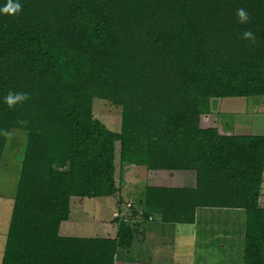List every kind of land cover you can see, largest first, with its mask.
<instances>
[{"label":"trees","instance_id":"16d2710c","mask_svg":"<svg viewBox=\"0 0 264 264\" xmlns=\"http://www.w3.org/2000/svg\"><path fill=\"white\" fill-rule=\"evenodd\" d=\"M18 2L0 12V129L27 140L0 264H114L136 236L128 220L194 225L198 209L242 211V264H264V134L200 126L211 99L264 97V0ZM9 91L29 99L9 108ZM95 99L120 110L119 131L94 116ZM124 163L195 183L147 186L103 237L66 234L72 197L119 208Z\"/></svg>","mask_w":264,"mask_h":264},{"label":"rangeland","instance_id":"374dc122","mask_svg":"<svg viewBox=\"0 0 264 264\" xmlns=\"http://www.w3.org/2000/svg\"><path fill=\"white\" fill-rule=\"evenodd\" d=\"M201 127H216L220 133L264 134V97L211 99ZM93 113L109 130L119 131L120 110L103 100H93ZM0 163V263L14 200L16 183L26 146L27 133L11 130ZM165 174V175H164ZM193 172L147 171L124 163L116 172L121 189L119 208L112 198H71V214L64 227L69 236L103 237L108 224L121 211L139 210L147 186L191 187ZM185 176V177H182ZM171 179V180H170ZM175 183V184H174ZM130 204L133 207H129ZM259 205L264 207V170ZM198 211V212H197ZM194 225L164 224L158 220H128L136 236L130 249H119L114 264H242L244 214L238 210L198 209Z\"/></svg>","mask_w":264,"mask_h":264},{"label":"clouds","instance_id":"9594fccd","mask_svg":"<svg viewBox=\"0 0 264 264\" xmlns=\"http://www.w3.org/2000/svg\"><path fill=\"white\" fill-rule=\"evenodd\" d=\"M20 11H21V4L18 2V0H7L6 5L0 8V12L9 15H15ZM236 15L240 23H247L250 19L249 14L244 8L237 9ZM241 38L250 40L253 43L255 42L256 39L254 33H252L250 30L244 31L242 33ZM4 99L8 107L12 108L17 104L23 103L24 101L28 100L29 96L27 93L9 91ZM18 123L27 124L28 122L18 121ZM0 135L10 138L12 136V133L7 129H0Z\"/></svg>","mask_w":264,"mask_h":264},{"label":"crops","instance_id":"0c3cea01","mask_svg":"<svg viewBox=\"0 0 264 264\" xmlns=\"http://www.w3.org/2000/svg\"><path fill=\"white\" fill-rule=\"evenodd\" d=\"M159 173H167L168 177H172L173 176V173L175 172H169V171H158ZM177 172V171H176ZM179 172H188V171H179ZM192 172V171H191ZM194 173V172H193ZM165 175V174H164ZM182 177H185L182 175ZM171 180V179H170ZM194 183H195V173L193 174V181H192V186H194ZM175 184V183H174ZM165 187V186H164ZM167 187V186H166ZM168 187H183V186H177V185H173L171 184L170 186ZM198 212V211H197Z\"/></svg>","mask_w":264,"mask_h":264}]
</instances>
